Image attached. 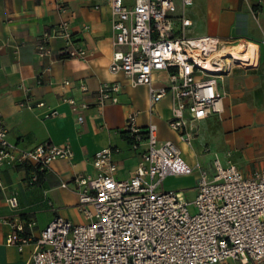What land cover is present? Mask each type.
I'll use <instances>...</instances> for the list:
<instances>
[{
  "label": "built area",
  "instance_id": "built-area-1",
  "mask_svg": "<svg viewBox=\"0 0 264 264\" xmlns=\"http://www.w3.org/2000/svg\"><path fill=\"white\" fill-rule=\"evenodd\" d=\"M108 3L113 31L110 72L124 74L133 86L148 87L151 113L171 96L168 126L191 149L192 123L222 112L218 81L230 72L232 64L255 67L254 59L239 62L234 56L225 58L230 44L210 36H192L188 11L194 0ZM52 37L66 41L63 55L86 59L87 50L74 42L67 22L58 24ZM40 52L48 55L50 50L43 44ZM161 72L167 74L168 83L156 89L155 75ZM81 88L87 90L85 84ZM120 91L119 83L101 85L97 104L118 102ZM66 102L77 104L73 99ZM22 106L34 109L45 104L27 101ZM57 116L55 110L45 114L46 119ZM136 120L135 113L126 122L131 148L140 159L128 178L116 177L113 156L118 150L112 148L96 153L95 174L73 177L84 223L55 217L36 237L34 222L0 218V224L11 228L6 244L20 253L31 246L26 264H226L231 260L264 264V171L247 174L230 155L226 163L215 154L189 164L179 145L159 140L156 125L142 129ZM8 134L0 122V166L31 167V184L38 182V174L45 173L54 161H70L74 156L69 143H47L25 151L12 143ZM210 154L206 149L205 155ZM182 177H195L194 186L164 189L168 179ZM7 203L12 210L19 207L16 196L9 197Z\"/></svg>",
  "mask_w": 264,
  "mask_h": 264
},
{
  "label": "crops",
  "instance_id": "crops-1",
  "mask_svg": "<svg viewBox=\"0 0 264 264\" xmlns=\"http://www.w3.org/2000/svg\"><path fill=\"white\" fill-rule=\"evenodd\" d=\"M188 17L193 22L192 36H210L223 44L253 45L257 56L255 67L235 68L218 81L223 94L222 112L210 118H217L216 141H208L196 126L201 131V141L191 149L168 126L171 96L151 113L149 88L133 86L124 74L110 72L113 31L108 0H0V122L8 129L9 140L22 150L47 143H69L74 153L70 161H54L45 173L38 174L34 184L30 183L31 167L0 166V218L34 222L32 233L36 237L55 217L84 223L78 211L79 196L71 181L79 174H95V155L106 148L118 150L113 156L117 178H128L134 172L140 159L131 148L126 122L135 113L139 128L156 125L159 140L179 145L189 164L215 154L226 163L230 155L247 174L264 171V166L261 170L252 167L258 150H264V0H194ZM61 22L69 24L74 42L85 47L86 59L63 55L66 41L52 37ZM43 44L50 50L48 55L40 52ZM113 83L121 85L116 95L118 102L98 105L100 86ZM167 83L165 72L155 75L154 88ZM69 99L77 104L69 105ZM27 101L32 105L44 103L45 107H23ZM53 110L58 116L46 119L45 114ZM206 148L210 155H205ZM182 179L193 182L185 189L195 184V177ZM62 184L68 186L63 188ZM11 196L18 198L17 210L7 203ZM10 233V226L0 224V264H26L32 247L20 253L16 247L8 246ZM235 263L231 260L226 264Z\"/></svg>",
  "mask_w": 264,
  "mask_h": 264
},
{
  "label": "rangeland",
  "instance_id": "rangeland-1",
  "mask_svg": "<svg viewBox=\"0 0 264 264\" xmlns=\"http://www.w3.org/2000/svg\"><path fill=\"white\" fill-rule=\"evenodd\" d=\"M238 43H230L229 46L237 45ZM230 58V57H229ZM235 68H243L240 64H232L230 72L235 69ZM229 72V73H230ZM194 127V130L192 132V137H193V145L194 143H197V141H201V131L202 134L205 133V138L208 141H216L217 138V118L216 119H210L207 121H201V122H195L192 124ZM196 126L200 127L197 128ZM205 129L207 132H205ZM206 133H208L206 135ZM168 136H171V133H167ZM208 136V137H207ZM204 143H202L203 146ZM198 148V146H197ZM217 148V147H216ZM209 149V148H206ZM257 160L253 162L252 167L254 169H262V166H264V150L261 148L258 150L256 153ZM192 180L191 179H182V178H170L168 179L165 184H164V189L166 191H171V190H180V189H185L187 186L192 185ZM235 264H241L239 262ZM252 264V263H251Z\"/></svg>",
  "mask_w": 264,
  "mask_h": 264
},
{
  "label": "bare ground",
  "instance_id": "bare-ground-1",
  "mask_svg": "<svg viewBox=\"0 0 264 264\" xmlns=\"http://www.w3.org/2000/svg\"><path fill=\"white\" fill-rule=\"evenodd\" d=\"M226 55L224 56L226 57H235L236 60H238L239 62H248L252 59H254V61L256 60L257 56H256V48L253 45H250L249 48H247L246 46H243L242 44L240 46H237L235 48L233 47H228L226 50Z\"/></svg>",
  "mask_w": 264,
  "mask_h": 264
},
{
  "label": "trees",
  "instance_id": "trees-1",
  "mask_svg": "<svg viewBox=\"0 0 264 264\" xmlns=\"http://www.w3.org/2000/svg\"><path fill=\"white\" fill-rule=\"evenodd\" d=\"M124 135V134H123ZM125 136V135H124Z\"/></svg>",
  "mask_w": 264,
  "mask_h": 264
}]
</instances>
